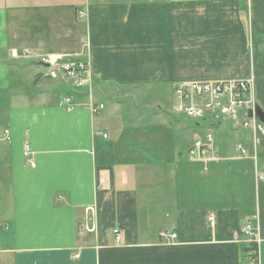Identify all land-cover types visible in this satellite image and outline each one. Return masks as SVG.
<instances>
[{"label": "crops", "instance_id": "crops-1", "mask_svg": "<svg viewBox=\"0 0 264 264\" xmlns=\"http://www.w3.org/2000/svg\"><path fill=\"white\" fill-rule=\"evenodd\" d=\"M40 55L86 63L88 98L61 105L79 90ZM250 75L264 113V0H0V264H264V124L205 121L204 163L200 122L158 106ZM130 90L148 119L125 121Z\"/></svg>", "mask_w": 264, "mask_h": 264}, {"label": "built area", "instance_id": "built-area-1", "mask_svg": "<svg viewBox=\"0 0 264 264\" xmlns=\"http://www.w3.org/2000/svg\"><path fill=\"white\" fill-rule=\"evenodd\" d=\"M35 58L50 69L49 74L52 78L62 74L66 81L77 88L89 85L90 79L87 75L86 63L64 61L62 57L56 55H40ZM253 85L254 81L251 77L226 81L174 84L172 86V95L175 101L174 113L193 121L222 118L235 125H240L243 129L254 131L257 124L255 118H245L241 121L243 116L254 115ZM63 104L67 105L69 101L66 99ZM101 108L103 107L99 106V109ZM96 110L94 108L92 112H96ZM103 137L106 136L103 135ZM237 149L242 155H248L240 145L237 146ZM217 153L218 149L210 134L205 135L204 140H195L188 150L190 159L201 162L217 159ZM25 154H29L27 147H25ZM253 158L255 157L253 156ZM29 165L33 167L31 160H29ZM262 177L263 174H257V179H262ZM209 217L210 225L213 226V215L211 214ZM256 229V227L253 228L251 225H247L245 232L247 235L252 236L251 239L259 242L257 238H253V232ZM113 233L118 239V232L113 231ZM159 236L171 240L176 237L173 233H160ZM252 263L256 264L255 260H252Z\"/></svg>", "mask_w": 264, "mask_h": 264}, {"label": "rangeland", "instance_id": "rangeland-1", "mask_svg": "<svg viewBox=\"0 0 264 264\" xmlns=\"http://www.w3.org/2000/svg\"><path fill=\"white\" fill-rule=\"evenodd\" d=\"M249 40H250L249 43L251 42L249 46H251V45L253 46V37H252V35L250 36ZM35 69H39V70L43 71L44 68L36 66ZM249 77L253 78V81L255 80L254 76L250 75ZM3 83H4V81H3ZM26 85H29V81L27 82V81H25V79H23L21 81L20 80L18 81V85L17 86H18V88H22V87H24ZM66 85H68V83ZM69 85H70L69 87L66 86L68 89L71 87V84H69ZM253 89H254V85H253ZM91 92H92L91 96H93V100L94 101L103 102L104 104H106V106H110L111 98L107 94L99 93V92L96 91V89H92ZM129 93L131 94V98H129L127 100L120 101L121 102L120 107L127 114V115H125V118H124L125 121H126V119H128V120H130V122H128V121H126V122L133 123L134 120L138 119V118L148 119L149 118L148 115H144L143 117H141L138 114L135 115V113H139L138 109L143 107V103H141V99H140L141 93L140 92L131 91V90L129 91ZM132 95H133V97H132ZM142 95H143V92H142ZM91 102H92V100H91ZM158 106L161 107V109H163L166 113H169V114L171 112L173 113L174 99L172 97H171L170 100L166 99V101L162 105L160 104ZM155 107L157 108V106H155ZM144 108H147V107L144 106ZM152 109H154V108H149L148 111L145 112V113L153 112ZM231 124H233V123H231ZM235 127L239 129V125H235ZM198 128L199 129H198V132L196 133V135L199 138H201V134H204V136L207 135L208 133L212 134L213 129H214L213 126L210 123L205 122V121H200V126ZM219 132H220V129H219ZM239 132H241V131L239 130ZM253 132H254L253 134H255V130ZM215 136L216 135H214V137ZM234 142H236V141H234ZM254 142H255V139H254ZM204 170L206 171V168H204ZM208 221L210 223V217H209ZM213 226H214V217H213Z\"/></svg>", "mask_w": 264, "mask_h": 264}, {"label": "trees", "instance_id": "trees-1", "mask_svg": "<svg viewBox=\"0 0 264 264\" xmlns=\"http://www.w3.org/2000/svg\"><path fill=\"white\" fill-rule=\"evenodd\" d=\"M78 90L79 91H73V92L67 91V95L74 98L75 101H81V100L88 98V92L86 89L85 90L84 89L83 90L78 89ZM194 127H195V125H194Z\"/></svg>", "mask_w": 264, "mask_h": 264}, {"label": "water", "instance_id": "water-1", "mask_svg": "<svg viewBox=\"0 0 264 264\" xmlns=\"http://www.w3.org/2000/svg\"><path fill=\"white\" fill-rule=\"evenodd\" d=\"M255 118L262 124H264V113L263 111L259 108V107H256L255 108Z\"/></svg>", "mask_w": 264, "mask_h": 264}]
</instances>
